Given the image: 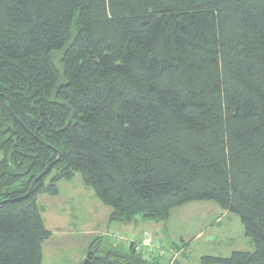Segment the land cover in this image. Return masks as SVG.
Listing matches in <instances>:
<instances>
[{
    "label": "trees",
    "instance_id": "trees-1",
    "mask_svg": "<svg viewBox=\"0 0 264 264\" xmlns=\"http://www.w3.org/2000/svg\"><path fill=\"white\" fill-rule=\"evenodd\" d=\"M77 173L110 224L215 202L254 250L201 263L264 264V0H0V264ZM118 243L91 264H161Z\"/></svg>",
    "mask_w": 264,
    "mask_h": 264
},
{
    "label": "rangeland",
    "instance_id": "rangeland-1",
    "mask_svg": "<svg viewBox=\"0 0 264 264\" xmlns=\"http://www.w3.org/2000/svg\"><path fill=\"white\" fill-rule=\"evenodd\" d=\"M58 186L60 189L58 195L42 194L39 197L45 225L50 231L55 233L51 237L52 239L50 238L44 244V264H81L93 245L97 248V254L103 255L117 242H119L120 247L125 246L127 248L130 245L133 246L135 243L137 252L149 254L150 257L158 256L161 264H179L181 252L182 255L189 256L191 264H196L198 261L196 258L194 259V256L201 245V251L209 250V246L215 247V243L210 241V236L214 231L209 230L211 228L210 224L207 221L204 222L203 219H206L210 214V219L213 220L217 215L228 212L212 201L203 202L215 204L219 208L216 213L209 212V206L206 208L202 206L188 209L187 206L190 204L188 203L174 208L166 222H146L138 217L133 222L124 223L127 226L131 225L133 228H136L135 224H138V230L135 232L136 238L134 239H131L128 234H121V232L114 233L111 230H106L103 226L99 233H91L94 231L88 226L83 228V225L86 223L89 226L91 225L93 216L92 214L89 215V209H93L91 210L93 212L95 210V203L101 202L97 199L95 191L92 187L85 184L80 173H77L73 179L59 181ZM60 193L61 196L58 198ZM214 213L215 215H212ZM229 213L240 220L238 215ZM210 219L209 223L214 224L215 222H210ZM95 220L96 222L98 221L97 218ZM142 222L148 225L145 224V227ZM231 222H233L232 217L229 221L231 226H228V230L234 227L236 231L237 226ZM59 223H63V225H59ZM108 224L110 223L108 222ZM159 224L160 226H158ZM218 226L215 230L216 232L224 229L221 228V223ZM232 236L234 239L236 238V235H233V233ZM245 236L247 235L245 234ZM248 238L253 243V240L250 237ZM216 246L218 245L216 244ZM230 247L233 246L228 245L225 249H229Z\"/></svg>",
    "mask_w": 264,
    "mask_h": 264
},
{
    "label": "crops",
    "instance_id": "crops-1",
    "mask_svg": "<svg viewBox=\"0 0 264 264\" xmlns=\"http://www.w3.org/2000/svg\"><path fill=\"white\" fill-rule=\"evenodd\" d=\"M60 196H61V193L58 196V198ZM102 205L103 204L101 202H96L95 203V210L93 212H91V210H93V209H89V215L92 214L93 221L91 222L90 226L88 223L84 224L83 228L85 226H88L94 231L91 233H95V232L99 233L101 231L102 226H103V228H105L106 230H111L114 233L121 232V234H123V233L126 235L128 234L131 239L136 238L135 232H136V230H138V224H135L136 228H133L131 225L127 226L124 223L108 224L107 220H108L110 208H108L107 206L105 208V205L104 206H102ZM202 206H205V208L209 206V212H215L216 213V212H218V209H219L215 204H212V203L209 204V202H203V201L190 203V204H188L187 208L190 209V208H196V207H202ZM215 213L212 215H215ZM231 217H232V221H233L231 223L235 224L237 226L236 231H235L234 227H233V229L228 230V226L229 227L231 226V224L229 223V221L231 220ZM95 218H97V220H98L97 222H96ZM209 219H210V214L208 215V217L206 219H203V221L204 222L207 221L208 224H210V226H211V228H209V230L214 231L210 236V241L215 243V247L209 246V250L201 251L202 250V245H201L198 248V251L194 256V259L196 258V260L198 261L196 264H202L201 263V257L203 255H218V256L227 257L233 251H237V250L253 251L254 250V245H253L252 241L247 236H245V234H244V229H243V226L241 224V221L238 220V218H236L235 216H233V214H230L229 212H223L222 215H217L213 220L210 219V222H215L214 224L209 223ZM142 221H144V220H142ZM63 222H65V221L63 220ZM142 223H143V225L147 224L145 222H142ZM220 223L222 224L221 228H224V229H222V230L220 229V231L216 232L215 230ZM153 224H155V223H153ZM59 225H63V223H59ZM155 226H157V225H155ZM158 226H160V224ZM145 227H146V225H145ZM52 233H53V235L55 234L54 232H52ZM232 233H233V235H236L235 239L233 238ZM53 235H52V237H53ZM94 237H96V236H94ZM216 244L218 246H216ZM228 245H232L233 247H230L229 249H225ZM184 252H185V250H184ZM181 253H180V257H179V259H180L179 264H191L189 262L190 261L189 256L187 257L186 255H184V254L182 255ZM84 260L85 259H83L81 264H83Z\"/></svg>",
    "mask_w": 264,
    "mask_h": 264
},
{
    "label": "water",
    "instance_id": "water-1",
    "mask_svg": "<svg viewBox=\"0 0 264 264\" xmlns=\"http://www.w3.org/2000/svg\"><path fill=\"white\" fill-rule=\"evenodd\" d=\"M10 109L12 110L11 101H10ZM51 148L54 149L53 147H51ZM54 150L57 151L58 154H59L58 158L54 161V162H56V161H58L61 158L62 154H61V152L59 150H56V149H54ZM54 162H52L51 164H49L45 168V170L33 181L32 185H31V189L33 188V186L35 185V183L45 175V173L47 172V170L53 165ZM94 255H95V252L94 251H89L88 254H87V257L85 258V260L83 262V264H91V261H92Z\"/></svg>",
    "mask_w": 264,
    "mask_h": 264
}]
</instances>
